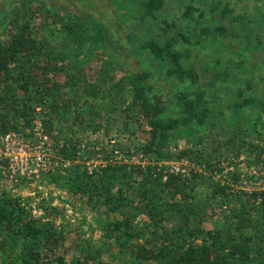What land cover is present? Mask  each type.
<instances>
[{
  "label": "trees",
  "instance_id": "trees-1",
  "mask_svg": "<svg viewBox=\"0 0 264 264\" xmlns=\"http://www.w3.org/2000/svg\"><path fill=\"white\" fill-rule=\"evenodd\" d=\"M23 5L34 15L41 13V20L35 25L27 18L21 20L24 14L17 10L13 12V26L0 28V135L12 131L27 135L38 116L48 129L56 114L71 115L72 128L78 130L89 126L96 130L103 121L113 123L117 119L114 112L124 116L123 125L131 134L133 125L137 129L148 126L149 140L133 149L155 160L188 157L203 162L202 171L186 179L170 174L163 180L152 165L134 168L116 163L88 173L74 164L64 175L51 173V179L74 194L86 196L91 207L104 205L108 212L121 213L120 219L98 217L96 223L104 237L131 247L141 261L264 264L256 254L264 241V190L230 194L227 185L215 182L206 172H217V157L230 150L255 154L254 161L258 162L264 158V146L250 140L248 130L235 126L222 145L207 155L190 148L176 155L163 152L171 130L190 124L194 118L199 123L204 121L208 112L204 107L199 109L204 103L201 95L194 100L186 93L176 94L184 100L183 116L164 118L166 107L150 82L151 73L122 72V62L109 52L110 37L102 23L93 22L94 32H89V24L68 11L61 14L55 10L42 16L46 1L39 6L35 0H24ZM48 24H55L66 50L55 54L53 46L44 40L41 27ZM84 58L87 65L82 66L79 61ZM127 85L131 104L125 106ZM88 111L92 112L90 117L96 113L90 122ZM60 151L68 158L77 157L72 145L64 144ZM135 174L141 188L138 201L123 188ZM204 182L211 186L209 198L198 197L197 187ZM230 198L237 204L220 222L207 226L212 205H225ZM43 207L47 214V206ZM53 209L56 214L57 208ZM141 214L146 218L140 226L136 220ZM84 234L81 228L57 227L47 215L45 219L33 214L19 198L0 191V259L4 264H107L100 258L102 248Z\"/></svg>",
  "mask_w": 264,
  "mask_h": 264
},
{
  "label": "rangeland",
  "instance_id": "rangeland-1",
  "mask_svg": "<svg viewBox=\"0 0 264 264\" xmlns=\"http://www.w3.org/2000/svg\"><path fill=\"white\" fill-rule=\"evenodd\" d=\"M35 1L39 6L42 1L47 2V8H41L44 11L42 16L55 10L61 11V14L68 11L86 21L89 32H94L93 22L102 23L110 37L109 52L122 62V72L148 70L151 73L150 82L166 107L162 115L164 118L183 116L184 100L178 99L176 94L186 93L194 100L201 95V102L204 103L199 109L204 107L208 112L204 121L199 123L194 118L190 124L171 130L172 136L169 143L164 144L163 152L176 155L190 148L199 149L207 155L222 145L235 126L248 130L249 139L264 146V0ZM23 2L0 0V28L13 26V12L17 10L24 14L21 20L27 18L34 25L39 24L41 13L34 15ZM41 31L46 36L44 40L55 49V54L58 50L67 49L55 24L43 26ZM47 56L55 59L53 55ZM79 64L87 65L86 58L81 59ZM125 88L127 106L131 104V89L129 85ZM87 107L86 103L84 109ZM90 112L86 113L89 122L96 116L94 113L90 117ZM114 116L117 119L113 123L103 121L96 130L92 126L78 130L77 127L72 128L71 115H53L51 126L45 130L53 138L54 147L59 142L62 146L72 145L77 157L70 158L72 164L63 171L51 169L39 176L23 174L21 162L17 160L13 177L0 171V191L6 190L19 198L33 214L45 216V219L47 215L57 227L81 228L86 238L102 248L100 258L107 264H154L136 259L131 247L120 246L103 236L96 219L101 217L113 221L120 219L121 213L108 212L104 205L91 207L86 196L70 192L50 176L51 173L64 175L74 164H79L87 172L84 157L92 156L97 146L134 148L149 140L148 126L137 129L133 125L134 133L131 134L123 125L124 116L118 112H114ZM39 122L42 123L41 116L35 119L34 126ZM26 132L29 133V130ZM241 152L237 154L230 150L218 156V171H206L208 176L219 184L227 185L230 194L245 191L246 184L240 181L243 179L241 174L247 181L262 179L260 185L263 184V190L264 158L256 162L255 154ZM59 153L68 158L60 149ZM51 154L55 155V150ZM222 161L234 165V170L226 172L220 166ZM137 182L135 174L123 185L126 194L135 201L141 198ZM210 189L208 183H201L197 187L198 197L209 198ZM224 202L225 205L217 202L209 209L213 215L208 218L207 226L220 222L224 213L237 204L231 198ZM43 206H47V214ZM54 207L58 210L56 214L53 213ZM145 218L144 214L139 215L137 224L141 226ZM256 250L258 258L264 260V241ZM0 264H4V260L0 259ZM254 264L261 263L257 261Z\"/></svg>",
  "mask_w": 264,
  "mask_h": 264
},
{
  "label": "built area",
  "instance_id": "built-area-1",
  "mask_svg": "<svg viewBox=\"0 0 264 264\" xmlns=\"http://www.w3.org/2000/svg\"><path fill=\"white\" fill-rule=\"evenodd\" d=\"M54 143L53 138L48 134L41 122L36 124L31 131L29 130L27 135L16 131L0 135V171L3 173L8 172L13 177L17 160L21 162L20 170L23 174L39 176L41 172L46 173L51 169L63 171L72 164V161L70 158L62 157L59 153L62 143L59 142L55 147ZM53 150H55V155L51 154ZM84 163L88 173L99 171L108 164L123 163L134 168H146L148 165H152L154 172L161 175L163 180H166L170 174H176L186 179L194 172L202 171L204 166L203 164H197L188 157L155 160L141 151L133 148H123L118 145L97 146L92 156L84 157ZM220 166L226 172L234 170V165L224 161L221 162ZM241 177L243 179L240 181L244 185L246 184L244 187L246 193L262 190L263 184L260 185L262 179L254 182L245 180L244 174H241ZM230 178L234 180L232 177Z\"/></svg>",
  "mask_w": 264,
  "mask_h": 264
}]
</instances>
